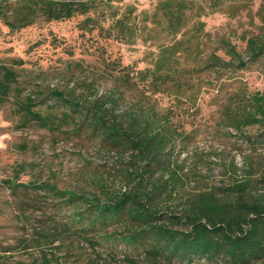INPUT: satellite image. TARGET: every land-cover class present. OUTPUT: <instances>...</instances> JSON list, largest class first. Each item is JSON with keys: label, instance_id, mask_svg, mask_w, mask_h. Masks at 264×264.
Listing matches in <instances>:
<instances>
[{"label": "trees", "instance_id": "obj_1", "mask_svg": "<svg viewBox=\"0 0 264 264\" xmlns=\"http://www.w3.org/2000/svg\"><path fill=\"white\" fill-rule=\"evenodd\" d=\"M99 1L4 0L0 3V19L11 30H17L39 18L61 21L83 15L85 18L80 23L83 30L99 28L106 36L125 41L136 35L137 28L131 22L134 10L116 18L107 28L98 26L100 18L109 15V11L97 8ZM112 1L106 3L111 5ZM189 8L186 0H164L154 12L155 24L177 33L187 25ZM226 46L231 60L212 55L206 67L228 66L236 70L247 67L235 47L229 42ZM191 48L190 40L160 46L152 66L137 71L136 78L134 74L131 76L129 65L122 66L117 60H104L103 72L120 80L124 88L139 89L142 77L148 76L151 79L144 87L150 94L169 90L184 94L193 89L191 84L184 81L172 84L170 80L175 73L191 71L181 69V57H176L178 51L189 53ZM247 53L249 60L259 59L264 54V42L256 37L248 38ZM23 63V59L13 60L19 66ZM19 78L14 65L0 64V105L13 99L23 126L33 123L67 138L85 135L98 142L108 156L116 154L113 169L126 184L124 189L113 192L106 180L98 182L92 191L61 188L51 178L24 182L19 180L20 172H26L28 167L35 169L37 164H16L15 178L4 180L3 185L13 190L31 189L38 195H47L45 198L51 199L56 207L68 209L66 222L55 226L52 233H45L42 226L30 239H25L23 249L37 248L31 264H64L71 257L85 260V264H108V258L116 264H264V194L254 196L252 191L258 183L264 186V169L258 177L249 170L245 179H237L223 189L206 186L182 194L185 178L190 175L180 176L183 165L175 168L172 157L176 153L172 149L180 138L185 140L181 150H187L188 142L194 137L172 130L171 121L153 104L149 113L138 106L115 114L117 100L108 95L95 100L86 96L83 102L79 99L85 94H76V88L67 91L40 87L25 93ZM250 98L243 108L229 107L225 119L230 130L239 133L257 150L256 143L264 142L247 136L244 129L264 125V94ZM27 148L23 145L24 150ZM103 167L108 168L106 163ZM96 170L99 171L98 167L93 171ZM179 196L184 199L181 208L167 209L165 203ZM65 239H69V244L63 250ZM57 241L60 242L56 244Z\"/></svg>", "mask_w": 264, "mask_h": 264}, {"label": "rangeland", "instance_id": "obj_2", "mask_svg": "<svg viewBox=\"0 0 264 264\" xmlns=\"http://www.w3.org/2000/svg\"><path fill=\"white\" fill-rule=\"evenodd\" d=\"M162 1L113 0L112 6L106 3L107 0L98 2L99 10L109 11V15L98 22L101 24L98 26L104 28L134 10L131 22L137 32L129 41L108 37L99 28L93 31L81 29L83 15L61 21L39 18L17 30H11L0 19V64L15 66L25 93L40 87L67 91L76 88V94L84 92L79 99L83 102L86 96L95 100L108 95L117 100L115 114L138 106H143L149 113L153 104L171 121L172 130L195 138L188 142L187 150H181L185 140L180 138L177 147L172 149L176 153L172 157L175 168L183 165L180 176L190 175L185 178L182 194L198 187L226 188L237 179H245L249 170L258 177L264 169V143L257 142V150H254L239 133L229 129V121L225 118L229 107L243 108L249 104L252 95L264 94V54L251 61L247 53L248 38L256 37L264 42V0H186L190 6L187 25L177 33L155 24L154 12ZM90 13L94 14L93 11ZM180 40H190L192 48L189 53L178 51L176 57H181V69L191 71L175 73L170 81L172 84L184 81L186 85L189 82L193 89L184 94L169 90L152 95L144 87L151 79L148 76L142 77L139 89L124 88L120 80L104 73V60H117L122 66H130L133 77L137 71L152 66L160 46H173ZM227 42L246 60L247 67L237 70L228 66L221 69L206 67L212 55L231 60ZM15 59H23L24 63L13 64ZM83 82L89 88L84 87ZM108 102L114 105V102ZM16 110L13 99L0 105V264H31L37 248L23 249L25 239H30L42 226L45 233H52L55 226L66 222L68 214L67 208L56 207L51 199L45 198L47 195H38L31 189L13 190L3 185L4 180L15 178L16 164H37L35 169L28 167L26 172H20L19 180L24 182L51 178L61 188L86 191L95 190L98 182L103 180L113 192L126 186L113 169L117 160L115 153L108 156L98 142L85 135L67 138L33 123L23 126ZM244 133L264 142L262 124L248 126ZM23 145L28 148L24 150ZM105 163L108 168L103 167ZM96 167L99 171L95 172ZM106 169L110 171H104ZM257 185L252 189L254 196L264 194V186ZM183 200L179 196L168 200L165 206L177 210ZM68 244L69 239H65L63 250ZM85 263L75 257L64 261V264ZM107 263L116 264L110 263L109 258Z\"/></svg>", "mask_w": 264, "mask_h": 264}]
</instances>
